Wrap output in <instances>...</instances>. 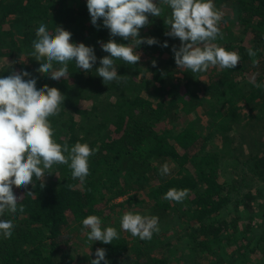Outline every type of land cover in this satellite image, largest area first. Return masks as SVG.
Instances as JSON below:
<instances>
[{
    "label": "trees",
    "instance_id": "1",
    "mask_svg": "<svg viewBox=\"0 0 264 264\" xmlns=\"http://www.w3.org/2000/svg\"><path fill=\"white\" fill-rule=\"evenodd\" d=\"M213 4L222 13L213 43L239 54L235 68L179 69L172 49L180 41L166 35L170 9L161 3V16L149 15L138 32L157 42L136 47L135 65L115 59L121 79L106 85L94 72L108 55L100 42L129 41L110 36L99 18L94 26L85 0H0V63L12 62L2 74L27 67L37 85L59 89L53 138L95 148L83 182L54 164L35 185H12L23 211L11 215V234H0V264H90L97 248L109 264H264V0ZM40 20L91 45L93 70L70 61L59 80L40 72L31 44ZM169 188L187 195L165 200ZM128 211L155 215L159 231L141 240L120 229ZM91 214L118 239L88 241L81 220Z\"/></svg>",
    "mask_w": 264,
    "mask_h": 264
},
{
    "label": "clouds",
    "instance_id": "2",
    "mask_svg": "<svg viewBox=\"0 0 264 264\" xmlns=\"http://www.w3.org/2000/svg\"><path fill=\"white\" fill-rule=\"evenodd\" d=\"M90 21L95 26L98 18L108 29L110 36H119L128 40L122 44L114 39L100 42L102 51L108 53L99 58V65L94 69L102 78V83L119 82L115 59L127 65H135L139 53L135 51L141 43L151 46L157 41L154 37L143 38L139 29L148 24L149 15L161 16V3L170 9L167 19L166 35L180 41L178 48L173 47V58L179 69H188L192 73L204 72L209 66L220 69L235 68L240 57L213 43L220 35L217 26L222 13L215 8L213 0H85ZM32 54L39 60L38 69L48 74L51 79L59 80L68 75V62L85 72L92 71L97 56L91 45L72 42L71 32L59 25L49 28L40 20L34 29ZM167 47V41L162 44ZM248 55L254 56L252 49ZM53 62L59 65L54 69ZM10 61L0 63V234L10 235L14 223L11 215L23 211L12 185L27 187L41 181L45 173L54 164H66L71 178L83 182L89 173V157L95 148L86 142L77 141L70 147L61 145L53 138V128L49 117L60 111L64 100L56 87L46 84L37 85L34 74L28 73L27 67L2 73L11 67ZM155 65V61H152ZM159 172L167 175L169 167L161 165ZM41 186H43L41 184ZM27 194H31L30 191ZM187 195V189L169 188L164 193L165 200L180 202ZM5 213L10 215L6 216ZM86 229L88 241H100L105 244L118 239L115 227L103 225L95 214L81 220ZM120 229L141 240L152 238L159 231L158 217L141 215L128 211L120 217ZM103 248L95 249V258L90 264H109Z\"/></svg>",
    "mask_w": 264,
    "mask_h": 264
},
{
    "label": "rangeland",
    "instance_id": "3",
    "mask_svg": "<svg viewBox=\"0 0 264 264\" xmlns=\"http://www.w3.org/2000/svg\"><path fill=\"white\" fill-rule=\"evenodd\" d=\"M124 197L125 196L120 197L117 201H119V200L122 201ZM77 238H78V235L76 234L73 240H77ZM79 245H81V247H80L81 252L83 251L82 249L87 248V245H85L81 241H79Z\"/></svg>",
    "mask_w": 264,
    "mask_h": 264
}]
</instances>
